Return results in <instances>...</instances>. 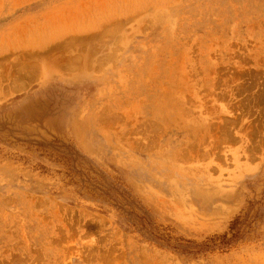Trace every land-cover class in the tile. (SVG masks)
<instances>
[{
	"label": "rangeland",
	"instance_id": "1",
	"mask_svg": "<svg viewBox=\"0 0 264 264\" xmlns=\"http://www.w3.org/2000/svg\"><path fill=\"white\" fill-rule=\"evenodd\" d=\"M0 264H264V0H0Z\"/></svg>",
	"mask_w": 264,
	"mask_h": 264
}]
</instances>
